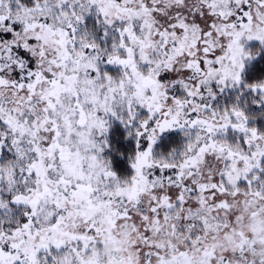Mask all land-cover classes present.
Wrapping results in <instances>:
<instances>
[{
  "label": "snow or ice",
  "instance_id": "obj_1",
  "mask_svg": "<svg viewBox=\"0 0 264 264\" xmlns=\"http://www.w3.org/2000/svg\"><path fill=\"white\" fill-rule=\"evenodd\" d=\"M0 264H264V0H0Z\"/></svg>",
  "mask_w": 264,
  "mask_h": 264
}]
</instances>
